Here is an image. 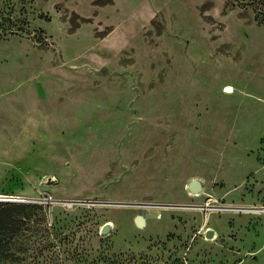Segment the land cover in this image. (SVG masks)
Listing matches in <instances>:
<instances>
[{
	"label": "rangeland",
	"instance_id": "1",
	"mask_svg": "<svg viewBox=\"0 0 264 264\" xmlns=\"http://www.w3.org/2000/svg\"><path fill=\"white\" fill-rule=\"evenodd\" d=\"M226 98L264 125V0H0V264H264V149H195Z\"/></svg>",
	"mask_w": 264,
	"mask_h": 264
},
{
	"label": "crops",
	"instance_id": "2",
	"mask_svg": "<svg viewBox=\"0 0 264 264\" xmlns=\"http://www.w3.org/2000/svg\"><path fill=\"white\" fill-rule=\"evenodd\" d=\"M234 91L233 85L224 84L221 86V92L225 97L234 93ZM222 104L225 105L222 107L224 109L223 116H217L215 120L211 117L204 119V124L208 125L206 128L209 130L204 131L202 134L204 140H200V145L196 146L195 149L210 153L209 156H203L206 162L211 161L213 153H222L232 157V159L227 160L234 161L242 167L257 168L260 165H258L256 156H258L259 151L264 149V125L262 124L261 115L244 112L237 108L231 114V104L233 103L228 98ZM254 115L257 116L254 117ZM245 152L249 155L246 154L245 156ZM231 153H235V156ZM227 160L226 162H229ZM212 233L214 234V230H212Z\"/></svg>",
	"mask_w": 264,
	"mask_h": 264
},
{
	"label": "trees",
	"instance_id": "3",
	"mask_svg": "<svg viewBox=\"0 0 264 264\" xmlns=\"http://www.w3.org/2000/svg\"><path fill=\"white\" fill-rule=\"evenodd\" d=\"M37 206L39 205L0 203V259L6 258L5 250L9 246L8 243L5 245L6 241L13 239L24 220L30 216L31 209Z\"/></svg>",
	"mask_w": 264,
	"mask_h": 264
},
{
	"label": "water",
	"instance_id": "4",
	"mask_svg": "<svg viewBox=\"0 0 264 264\" xmlns=\"http://www.w3.org/2000/svg\"><path fill=\"white\" fill-rule=\"evenodd\" d=\"M188 188L192 192H199V191H201L202 186H201V183H200L199 180L193 179V180H191L188 183ZM134 220H135V223H136L137 226H142L145 223V219H144V217L141 214L136 215L135 218H134ZM109 227H110L109 223H105L103 225V228L102 229H103V231H108L109 230ZM205 234H206V236H211L212 235V230L211 229H208L205 232Z\"/></svg>",
	"mask_w": 264,
	"mask_h": 264
},
{
	"label": "built area",
	"instance_id": "5",
	"mask_svg": "<svg viewBox=\"0 0 264 264\" xmlns=\"http://www.w3.org/2000/svg\"><path fill=\"white\" fill-rule=\"evenodd\" d=\"M205 211L212 213V212H219L220 210H226L224 207H218L216 204L208 205V203H205V205H202ZM261 211H264V208L261 209Z\"/></svg>",
	"mask_w": 264,
	"mask_h": 264
}]
</instances>
